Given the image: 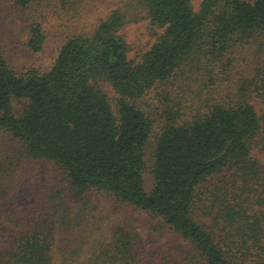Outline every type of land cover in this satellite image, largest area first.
Wrapping results in <instances>:
<instances>
[{
	"label": "trees",
	"instance_id": "16d2710c",
	"mask_svg": "<svg viewBox=\"0 0 264 264\" xmlns=\"http://www.w3.org/2000/svg\"><path fill=\"white\" fill-rule=\"evenodd\" d=\"M51 1L68 30L50 68L17 70L0 41V264H264V0H116L91 22L87 0ZM46 39L32 22L28 47ZM34 163L61 173L38 195ZM94 194L150 235L110 228Z\"/></svg>",
	"mask_w": 264,
	"mask_h": 264
},
{
	"label": "rangeland",
	"instance_id": "374dc122",
	"mask_svg": "<svg viewBox=\"0 0 264 264\" xmlns=\"http://www.w3.org/2000/svg\"><path fill=\"white\" fill-rule=\"evenodd\" d=\"M115 1L87 0V8L89 7L87 17L89 21L91 22L98 15L106 12ZM194 3L198 6L200 0H194ZM54 5L55 2L46 0L37 2L29 7H21L17 5L15 0H0V41L8 61L17 70L24 71L31 67L46 70L54 64L64 40V31L68 30L63 19L55 13L56 9ZM32 22L41 23L47 32L45 45L39 52H33L27 45L29 26ZM125 34L127 40L133 46L131 51L132 57L138 56L140 51L149 48L154 39L150 34L146 20L131 23L126 27ZM105 88L109 95L115 99L116 95L112 87L105 84ZM142 105L147 109V103L144 102ZM6 142L8 148H6L5 152L8 154H10L9 151L19 147L18 142L15 140L8 139ZM35 166L38 168L40 177L21 190L24 192V190L27 191L31 188L38 195L39 192L50 189L56 178L61 176V173L49 164L43 166L41 163H36ZM148 177L149 184L151 185L152 177L149 174ZM94 198L107 216L110 228L114 229L120 225H129L137 228L146 236L150 235L151 229L147 224L144 225L136 222V218L143 214L141 211L133 210L126 204L117 202L116 199L110 196L104 197L100 194H94ZM166 239H168V236H159L157 241L160 242Z\"/></svg>",
	"mask_w": 264,
	"mask_h": 264
}]
</instances>
